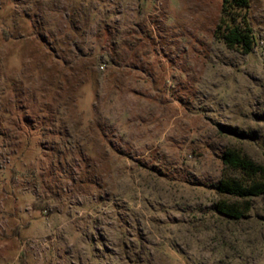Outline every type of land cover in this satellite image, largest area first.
I'll use <instances>...</instances> for the list:
<instances>
[{"label": "rangeland", "instance_id": "374dc122", "mask_svg": "<svg viewBox=\"0 0 264 264\" xmlns=\"http://www.w3.org/2000/svg\"><path fill=\"white\" fill-rule=\"evenodd\" d=\"M0 0V264H264V196L210 207L226 146L264 164V0Z\"/></svg>", "mask_w": 264, "mask_h": 264}, {"label": "trees", "instance_id": "16d2710c", "mask_svg": "<svg viewBox=\"0 0 264 264\" xmlns=\"http://www.w3.org/2000/svg\"><path fill=\"white\" fill-rule=\"evenodd\" d=\"M249 7L250 0H221L213 36L227 49L245 54L253 50L255 35ZM220 163L210 211L228 224H237L250 218L254 200L264 196V164L234 146L223 149Z\"/></svg>", "mask_w": 264, "mask_h": 264}]
</instances>
